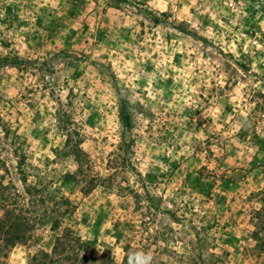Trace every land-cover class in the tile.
I'll return each mask as SVG.
<instances>
[{"label": "rangeland", "instance_id": "rangeland-1", "mask_svg": "<svg viewBox=\"0 0 264 264\" xmlns=\"http://www.w3.org/2000/svg\"><path fill=\"white\" fill-rule=\"evenodd\" d=\"M0 57L22 61L0 67V161L24 149L72 208L0 264H264V0H0Z\"/></svg>", "mask_w": 264, "mask_h": 264}, {"label": "trees", "instance_id": "trees-1", "mask_svg": "<svg viewBox=\"0 0 264 264\" xmlns=\"http://www.w3.org/2000/svg\"><path fill=\"white\" fill-rule=\"evenodd\" d=\"M202 40L205 41V39ZM6 64L19 68L22 61L18 57H0V67ZM112 80H115L114 77ZM118 116L123 129L124 141L121 145L125 149L129 147L125 139L130 134L132 120L127 111V102L119 95ZM56 117L57 127L65 138V142L64 148L62 150L58 149L55 156L58 158L72 157L77 167L74 173L70 174L69 179L72 182L75 180L82 194H87L94 187L92 183L95 179L84 171L89 165L84 162L85 153L80 147L82 139L79 128L75 127L78 122L66 111L65 104H62L61 101L58 103ZM18 137L19 135L17 134L16 138L18 139ZM10 152L11 156L7 154L5 160L0 161V167L3 172L0 175V244L7 247L24 243L36 226H45L55 220L54 217L56 216H50V213L48 214L47 212L51 201L56 204H63L66 209L64 212L66 213H71L72 211V208L67 207L71 204L70 201H67L68 199H61V201L57 202L55 193L50 191L49 187L43 185V180L38 177L37 173L33 172L37 169L28 163L24 149L18 150L16 148ZM83 165H85L84 168ZM58 200L60 199L58 198ZM261 202L264 204V199ZM39 209H42L43 213H40ZM51 213L60 214V211L53 210ZM84 242L81 241V243ZM44 256L47 257L48 255L44 254Z\"/></svg>", "mask_w": 264, "mask_h": 264}, {"label": "clouds", "instance_id": "clouds-1", "mask_svg": "<svg viewBox=\"0 0 264 264\" xmlns=\"http://www.w3.org/2000/svg\"><path fill=\"white\" fill-rule=\"evenodd\" d=\"M152 256L142 252H137L136 264H151Z\"/></svg>", "mask_w": 264, "mask_h": 264}]
</instances>
